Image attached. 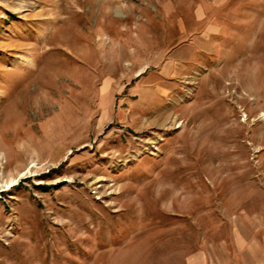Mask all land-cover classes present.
Returning a JSON list of instances; mask_svg holds the SVG:
<instances>
[{"label": "rangeland", "instance_id": "rangeland-1", "mask_svg": "<svg viewBox=\"0 0 264 264\" xmlns=\"http://www.w3.org/2000/svg\"><path fill=\"white\" fill-rule=\"evenodd\" d=\"M263 222L264 0H0V264H186Z\"/></svg>", "mask_w": 264, "mask_h": 264}, {"label": "crops", "instance_id": "crops-1", "mask_svg": "<svg viewBox=\"0 0 264 264\" xmlns=\"http://www.w3.org/2000/svg\"><path fill=\"white\" fill-rule=\"evenodd\" d=\"M211 1H226V0H211ZM190 49V47L180 46L173 49V57L166 62L160 71H154L145 75L141 72V78L138 83L134 85V93H137V98L134 101L135 109L137 113L147 110H159V112L150 117L149 123L145 119L140 128H145L150 125H156L167 119L170 115L168 111L171 108L164 105L173 94L177 83L175 81H167L165 78L169 75H176L178 73L179 64L182 62V56L184 52ZM102 107L110 110V104L112 102V92L109 88L102 90ZM161 101L157 106L151 107L153 100ZM173 109V107H172ZM144 113V112H143ZM142 113V114H143ZM143 116V115H142ZM223 253H212L207 249H202L197 254H191L188 256L186 264H264V222L256 227H252L248 237H235L231 241H224Z\"/></svg>", "mask_w": 264, "mask_h": 264}, {"label": "trees", "instance_id": "trees-1", "mask_svg": "<svg viewBox=\"0 0 264 264\" xmlns=\"http://www.w3.org/2000/svg\"><path fill=\"white\" fill-rule=\"evenodd\" d=\"M45 187V186H44Z\"/></svg>", "mask_w": 264, "mask_h": 264}]
</instances>
